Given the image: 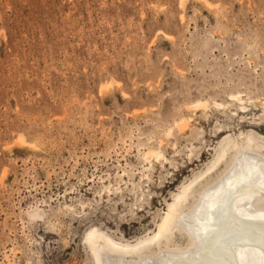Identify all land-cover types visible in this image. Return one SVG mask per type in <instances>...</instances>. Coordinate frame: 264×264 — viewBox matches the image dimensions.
<instances>
[{"label": "rangeland", "instance_id": "rangeland-1", "mask_svg": "<svg viewBox=\"0 0 264 264\" xmlns=\"http://www.w3.org/2000/svg\"><path fill=\"white\" fill-rule=\"evenodd\" d=\"M247 134L264 0H0V264H97L90 230L150 239Z\"/></svg>", "mask_w": 264, "mask_h": 264}, {"label": "bare ground", "instance_id": "bare-ground-1", "mask_svg": "<svg viewBox=\"0 0 264 264\" xmlns=\"http://www.w3.org/2000/svg\"><path fill=\"white\" fill-rule=\"evenodd\" d=\"M261 148L264 141L250 134L240 142L227 140L212 165L232 150L222 170L198 187L192 188L202 174L190 181L170 204L156 233L140 244L90 230L87 240L97 264H264ZM174 230L188 234L186 245L174 244Z\"/></svg>", "mask_w": 264, "mask_h": 264}]
</instances>
